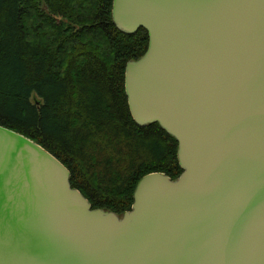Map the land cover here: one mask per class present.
<instances>
[{
  "label": "water",
  "instance_id": "1",
  "mask_svg": "<svg viewBox=\"0 0 264 264\" xmlns=\"http://www.w3.org/2000/svg\"><path fill=\"white\" fill-rule=\"evenodd\" d=\"M112 19L148 33L129 109L176 138L182 171L142 175L121 212L93 206L0 123V264H264V0H113Z\"/></svg>",
  "mask_w": 264,
  "mask_h": 264
},
{
  "label": "trees",
  "instance_id": "2",
  "mask_svg": "<svg viewBox=\"0 0 264 264\" xmlns=\"http://www.w3.org/2000/svg\"><path fill=\"white\" fill-rule=\"evenodd\" d=\"M113 0H0V123L56 154L93 206L131 207L138 180L182 168L176 138L137 123L124 75L148 33L120 31ZM56 16H60L57 18Z\"/></svg>",
  "mask_w": 264,
  "mask_h": 264
}]
</instances>
